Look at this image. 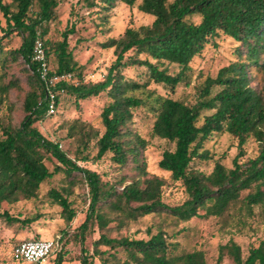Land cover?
<instances>
[{
    "label": "trees",
    "instance_id": "trees-1",
    "mask_svg": "<svg viewBox=\"0 0 264 264\" xmlns=\"http://www.w3.org/2000/svg\"><path fill=\"white\" fill-rule=\"evenodd\" d=\"M60 1L11 0L7 4L0 0L6 34L15 32L22 37V44L16 50H5L3 39H0V65L4 71L10 62H21L27 66L30 76L29 89L22 100L24 117L20 125L0 124L3 131L0 138V210L5 205L38 198L41 185L62 172L69 177L78 174L87 183L91 197L86 220L79 229L83 233L93 224L101 233L93 252L82 249L81 264H94L95 261L100 264H207L201 251L179 254L178 244L171 241L161 227L147 241L111 238L107 232L116 227L123 229L139 218L162 214L181 222L223 217L239 202L249 216L256 207L264 210V86L261 91L254 89L249 75V66H259L264 53V0H143L139 10L153 17L154 22L139 29H127L120 38L103 45V48L115 49L116 60L104 81L95 84L84 82L82 67L69 51L68 36L74 34L75 27L66 31L63 41L56 45L45 40L46 25L55 18ZM80 1L87 7L96 6L91 0ZM118 1L134 7L137 0H103L109 7ZM35 5L37 11L33 9ZM194 17H199L200 21H193ZM220 34L240 43L243 49L239 47L237 51L243 56L242 50H247L246 59L242 57L223 68L216 78L208 77L198 89L195 103L156 96L152 92L143 99L133 95L144 85L125 79L122 73L125 68H146L150 82L172 91L182 84L189 87L192 61ZM37 39L44 42L50 65L53 57L57 63L53 74L72 75L71 81L54 88L57 108L60 97L65 94L80 102L109 93L111 103L102 113L105 130L101 136L79 121H75L71 129L83 140L99 137L98 159L112 153L119 166L131 163L138 170L139 178L130 183L122 182L121 191L106 190L97 172L80 167V160L69 158L59 144L49 141L35 127L46 117L54 116L49 114L48 89L40 80L38 65L33 61ZM172 66L178 68L177 73H170ZM12 89L23 91L15 83L0 85L2 94ZM62 89H65L64 94L60 93ZM148 104L155 118L152 135L174 145L173 150L163 153L159 168L168 172L174 181H182L188 195L187 200L176 207L162 202L166 182L149 176L141 158L146 142L130 127L134 111ZM222 133L238 141L239 152L233 167L217 163L209 175L192 170L195 158H203L199 152L203 143ZM250 139L258 143L259 154L242 163ZM47 156L58 162L53 171L45 164ZM245 192L247 195L242 199ZM69 194L54 189L49 193L54 204L62 208L65 221L71 223L76 212L68 201ZM0 219L9 226L26 227L36 222L37 217L22 219L8 211H0ZM117 249L120 251L113 253ZM225 251L235 264H264V240L259 247L251 249L246 260L241 247L232 243L220 248L218 262L222 261ZM121 252L125 258L120 257ZM66 254H58L55 264L65 263Z\"/></svg>",
    "mask_w": 264,
    "mask_h": 264
},
{
    "label": "rangeland",
    "instance_id": "rangeland-1",
    "mask_svg": "<svg viewBox=\"0 0 264 264\" xmlns=\"http://www.w3.org/2000/svg\"><path fill=\"white\" fill-rule=\"evenodd\" d=\"M91 1L96 3L95 7H87L86 3L80 0L60 1L55 11V18L46 25L48 34L45 37L51 45H56L63 41V34L66 31L75 27L74 34L68 36L69 51H72L75 60L82 67L83 80L87 84L104 81L116 60L115 49L103 48L104 44L109 43L111 39L120 38L127 29H139L154 22L153 17L140 12L138 8L143 0H137L134 7H129L120 1L113 7L107 6L103 0ZM4 2L9 4L11 0H4ZM33 9L37 11L38 7L35 5ZM193 21L198 23L200 18L194 17ZM5 29L6 21L0 12V39H3L4 48L5 50L18 49L22 44V37L15 32L7 35ZM239 47L243 49L240 43L220 34L212 45L205 47L201 56L192 61L190 86L182 84L175 91L164 85L150 82L146 68L130 66L122 73L125 79L144 85L142 89L133 93L139 98H146L147 93L152 92L156 96L171 97L189 104L195 103L198 99V89L208 77L216 78L223 68L238 62L242 57L246 59L247 50H242L243 56H240L237 51ZM51 59V67L56 70L57 63L54 57ZM177 72V67H170V73ZM249 75L251 86L261 91L264 86V53L260 56L259 66H249ZM29 78L28 68L21 62H10L9 67L4 71L0 65V85L15 83L23 89V91L12 89L7 94L0 92L1 125L8 123L20 125L24 117L22 100L25 91L29 89ZM110 103L111 98L108 92L80 102L65 94L60 97L54 116L46 117L43 121L36 123L35 127L49 141L59 144L69 158L75 161L80 160L78 162L80 167L97 172L106 190L114 188L121 191L122 182L130 183L133 179L139 178L138 170L131 163L119 166L113 160L112 153L98 159L99 137L83 140L71 129V125L79 121L87 124L88 129L97 131L101 136L105 130L102 113ZM154 119L151 105H144L134 111L130 127L146 142V149L141 158L146 164L149 176L158 177L166 182L162 202L170 207H176L183 204L188 195L182 181H174L168 172L159 168L163 153L166 150H173L174 145L152 135ZM2 134L0 127V138ZM245 151L246 156L241 159L242 163L259 154L258 143L250 139L245 146ZM199 152L203 158L196 157L191 164V169L209 175L217 163L227 168L233 167V160L239 152L238 141L228 133L216 134L203 143ZM45 164L50 171H53L58 162L51 156H47ZM53 189L61 193L62 191L70 193L68 201L76 212V217L71 223L65 221L62 208L54 204L50 197L49 193ZM246 195L247 192L242 195V199ZM90 199V189L80 175L74 174L69 177L62 172L41 185L38 198L3 206L1 212L8 211L12 216L22 219L37 217V220L29 226L19 227V225L9 226L0 219V264H22L13 260V250L18 244L33 239L57 241L55 251L44 264H55L57 255L66 252L68 254L65 255L63 264H79L82 249L93 252L94 244L101 235L97 225L90 224L83 233L79 229L86 220ZM159 227L167 233L171 241L178 244L179 254L201 251L205 255L207 264H235L227 251L224 252L222 261L218 262L220 248L236 243L241 247L242 257L246 260L251 249L259 247L264 240V210L256 207L253 214L249 216L242 207V202H239L230 213L223 217L195 218L189 222H181L172 216L162 214L139 218L123 229L116 227L109 230L107 234L111 238L129 237L147 241L159 232ZM119 251L120 249H117L113 253ZM124 255L123 252L120 253V257L125 258ZM94 264L100 263L95 261Z\"/></svg>",
    "mask_w": 264,
    "mask_h": 264
},
{
    "label": "built area",
    "instance_id": "built-area-1",
    "mask_svg": "<svg viewBox=\"0 0 264 264\" xmlns=\"http://www.w3.org/2000/svg\"><path fill=\"white\" fill-rule=\"evenodd\" d=\"M33 61L38 65L37 73L40 80L45 83L49 92V114L54 115L57 111V93L54 88L62 82L72 80L71 74H53L44 42L37 39L33 49ZM65 89L60 90L64 93ZM57 247L53 240H31L19 244L13 252V259L16 262L26 264H44Z\"/></svg>",
    "mask_w": 264,
    "mask_h": 264
},
{
    "label": "crops",
    "instance_id": "crops-1",
    "mask_svg": "<svg viewBox=\"0 0 264 264\" xmlns=\"http://www.w3.org/2000/svg\"><path fill=\"white\" fill-rule=\"evenodd\" d=\"M80 264V262H78Z\"/></svg>",
    "mask_w": 264,
    "mask_h": 264
}]
</instances>
